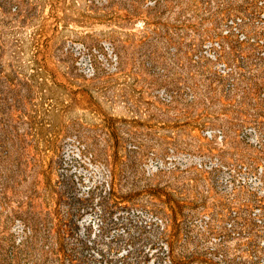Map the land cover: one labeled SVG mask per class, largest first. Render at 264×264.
Masks as SVG:
<instances>
[{
  "label": "rangeland",
  "instance_id": "1",
  "mask_svg": "<svg viewBox=\"0 0 264 264\" xmlns=\"http://www.w3.org/2000/svg\"><path fill=\"white\" fill-rule=\"evenodd\" d=\"M0 264H264V0H0Z\"/></svg>",
  "mask_w": 264,
  "mask_h": 264
}]
</instances>
